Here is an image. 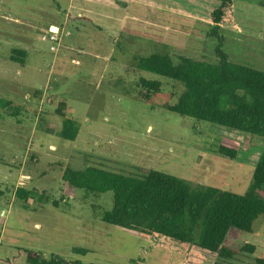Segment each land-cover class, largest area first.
I'll list each match as a JSON object with an SVG mask.
<instances>
[{"label": "rangeland", "instance_id": "1", "mask_svg": "<svg viewBox=\"0 0 264 264\" xmlns=\"http://www.w3.org/2000/svg\"><path fill=\"white\" fill-rule=\"evenodd\" d=\"M233 2V24L221 28L223 50L235 62L264 70V7L255 0ZM217 3L0 0V101L7 102L0 104V264H29L26 250L46 259L53 255L65 260L63 264H172L182 259L161 246L147 253L146 241L102 221L101 212L112 205L110 191L77 189L73 196H63L64 167L91 165L125 174L156 169L192 185L246 192L264 138L168 110L182 84L136 69L137 60L152 53L169 55L173 61L180 56L215 57L217 40L207 31L209 13ZM64 11L69 16L65 99L75 102L69 113L79 126L74 141L56 133L61 121L54 113L56 99L48 106L45 122L38 119V111L46 105L40 106L34 97L24 99L35 89L46 93L48 80L57 77L55 52L41 40V28L47 18H60ZM67 46L86 52L77 56ZM14 48L26 51L23 62L9 59ZM141 78L161 82L149 101L140 97ZM223 139L238 143L235 159L216 153ZM21 174L30 178L19 179ZM19 186L44 193L48 200L25 201L15 193ZM224 243L234 249L245 243L256 248L252 254L241 251L221 260L224 264H257L256 257L264 258V215L254 221L251 232L231 227ZM74 247L87 252H75Z\"/></svg>", "mask_w": 264, "mask_h": 264}, {"label": "trees", "instance_id": "2", "mask_svg": "<svg viewBox=\"0 0 264 264\" xmlns=\"http://www.w3.org/2000/svg\"><path fill=\"white\" fill-rule=\"evenodd\" d=\"M255 1L264 7V0ZM233 14V0H218L209 13L207 35L217 40L215 57L180 56L173 61L169 55L152 53L139 58L136 69L182 84L176 102L166 106L168 110L264 138V70L235 62L223 50L222 24H233ZM24 56L21 49L11 50L13 61L23 62ZM139 85L141 99L149 101L160 91L161 82L141 78ZM6 103L0 101L3 106ZM57 113L62 117L58 136L75 140L77 121L65 115L62 108ZM216 153L235 159L238 143L223 139ZM61 171L63 196H73L77 189L95 194L110 191L111 208L102 211L100 219L146 241L147 253L161 246L180 254L182 259L172 264H224L221 260L233 259L238 252L252 254L256 250L250 243L234 249L224 241L231 227L251 232L254 221L264 215V147L244 194L204 184L192 185L186 179L156 169L125 174L88 165L83 169L64 167ZM15 193L25 201L28 197L48 200L44 193L22 186L16 187ZM51 203L58 206L57 200ZM73 251L83 254L87 249L74 247ZM24 252L29 264L65 263L53 255L46 259L32 250ZM255 261L264 264L263 257H256Z\"/></svg>", "mask_w": 264, "mask_h": 264}, {"label": "crops", "instance_id": "3", "mask_svg": "<svg viewBox=\"0 0 264 264\" xmlns=\"http://www.w3.org/2000/svg\"><path fill=\"white\" fill-rule=\"evenodd\" d=\"M57 11V10H56ZM78 18V17H77ZM68 20H69V16H67V14H65V11L63 13V15L59 18H55L54 16L47 18L46 23L44 24L45 27H42V36H41V40L43 41H47L49 43V49L50 51H54L55 53H53L54 59H55V68L54 70L56 71L57 77H51L48 80V87H46V93L49 94L50 96V100H47V97L44 95V91H41L40 89H35L30 93H26L24 95V99L26 101H28L29 99H31L32 97L36 98L39 100V105H46L45 108L43 109V107L41 108L40 111H38L40 116L38 119L42 120L41 122H45L46 120H44V116L45 114L48 112V106L56 99L57 100V105L54 108V113L56 115H58L61 118L62 121V117L57 113V109L58 108H62V112H64L65 115L73 117L72 114L73 113H69L70 112H74L72 107H70V105H75V102H68L67 99H65V33L67 30V25H68ZM49 34H55L56 35V40H50L49 39ZM68 48V46H67ZM14 49H19V48H14ZM70 51V53L73 54L72 51H74L76 53L77 56L83 55L84 49L82 48H72L69 47L68 48ZM23 50V49H21ZM25 52L26 55V51L23 50ZM11 53L9 55V59L10 58ZM108 55L104 56V58H107ZM59 57V62L57 60V58ZM25 58V57H24ZM75 63H78V61L75 59L74 60ZM57 70L59 71V73H57ZM6 72H4L5 74ZM44 87V88H45ZM44 90V89H43ZM41 99H43L44 103H41ZM61 121L58 123V130L57 132L60 130L61 127ZM50 122V126L55 125L53 123V121H47V123ZM52 122V123H51ZM57 126V125H55ZM79 127V126H78ZM56 132V133H57ZM78 133H79V129H78ZM77 133V135H78ZM77 137V136H76ZM74 141V140H73ZM50 149L54 150V145H50ZM34 160H37V158H34ZM30 178L29 175L26 174H21L19 176V179H23L24 181H27Z\"/></svg>", "mask_w": 264, "mask_h": 264}, {"label": "built area", "instance_id": "4", "mask_svg": "<svg viewBox=\"0 0 264 264\" xmlns=\"http://www.w3.org/2000/svg\"><path fill=\"white\" fill-rule=\"evenodd\" d=\"M49 39L50 40H56V35L55 34H49ZM44 95L47 97V100H50V96L48 93H44ZM43 102V99H41V103Z\"/></svg>", "mask_w": 264, "mask_h": 264}]
</instances>
